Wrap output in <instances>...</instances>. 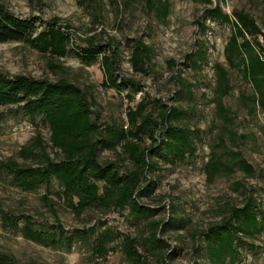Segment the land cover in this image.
I'll list each match as a JSON object with an SVG mask.
<instances>
[{"label": "rangeland", "instance_id": "374dc122", "mask_svg": "<svg viewBox=\"0 0 264 264\" xmlns=\"http://www.w3.org/2000/svg\"><path fill=\"white\" fill-rule=\"evenodd\" d=\"M166 1L168 13L161 19L149 9L147 0H3L14 16L34 19L38 30L45 26L65 30L70 41L69 53L63 58L41 54L22 43H0L1 74L77 85L91 102L92 117L104 135L110 125L125 130L128 109L134 110L145 97L146 112L153 117L159 109H178L179 118L170 123L188 128L194 139V152L183 158L155 153L153 168L140 177V190L145 187L149 191L137 198L152 212L140 221L127 211L99 206L77 215L64 202L55 179L48 186L23 190L0 168V254L16 264H129L122 242L127 237L142 242L149 234L148 223L153 221L164 224L158 237L168 244L169 253L174 251L166 264H217L207 251L209 229L227 221L234 223L231 210L241 208L249 199L264 212V113H250L243 97L250 95L251 88L238 70L227 66L224 48L231 27L206 17L207 9L219 5L230 17L234 11L249 14L263 28V0H212V6L199 0ZM137 44L150 52L145 73L131 66ZM91 45L106 54L115 50L118 78L134 80L138 91L117 93L104 88L101 55L95 63H84L75 56ZM198 50L205 57L193 67L189 56L195 59ZM216 64L227 70L230 87L219 100ZM0 114V167L9 161L35 167L38 157H30L25 149L34 147L37 136L50 158L60 159L50 148L49 131L41 117L31 119L17 106H0ZM157 135L160 144L163 139ZM99 147L100 161L113 163L120 174L134 169L121 150ZM33 153L40 154L37 148ZM234 154L251 166V175L234 167L231 175L207 176L205 165L211 156L231 165ZM26 218L33 230L55 234L62 242L74 235L71 246H44L25 238L21 230ZM104 230L112 237L106 254L98 256L94 241ZM234 240L237 255L225 258L222 264H264V232ZM142 254L146 264H159L149 252Z\"/></svg>", "mask_w": 264, "mask_h": 264}, {"label": "trees", "instance_id": "16d2710c", "mask_svg": "<svg viewBox=\"0 0 264 264\" xmlns=\"http://www.w3.org/2000/svg\"><path fill=\"white\" fill-rule=\"evenodd\" d=\"M199 2L212 6V0ZM147 5L159 18L167 16L166 0H147ZM262 14L263 28L242 11H234L233 17H230L219 5L206 10L207 19L231 27V34L224 48L225 60L229 69L238 70L242 80L251 88L250 95L243 97L250 113L257 110L264 113V0ZM69 41L67 31L52 26L38 30L34 19L14 16L7 10L3 0H0V43H22L41 54L48 53L50 56L63 58L69 53ZM98 55H101L99 65L103 70L104 88H111L117 93L138 91V84L134 80L118 78L115 50H108L106 54L102 48L91 45L75 52V56L84 63H95ZM149 55V49L141 44L135 45L130 60L133 70L145 73V62ZM204 57V52L198 50L195 59L189 56V60L193 67H197ZM214 71L215 93L219 100L230 91L228 72L221 64H216ZM147 104L144 97L134 110L128 109L125 130L110 125L106 129L107 135H104L92 117L94 112L91 102L77 85L65 80L50 82L21 75L8 77L0 73V106H17L31 119L41 117L49 131L50 148L60 155L59 160L51 159L46 153L45 144L37 136L34 147L25 149L30 157H38L35 167H22L9 161L1 164L0 168L11 177L15 186L23 190H34L44 184L48 186L55 179L64 202L77 215L99 206L119 212L127 211L134 220L146 219L152 210L141 206L137 198L149 191L145 187L140 190V177L153 168L155 162L151 161L156 156L155 153L165 158H183L194 152L191 131L170 123L172 119H178L181 112L175 108L159 109L157 117H153L150 112H146ZM217 107L222 111L219 101ZM223 113L221 116L225 118ZM1 117L0 114V120ZM158 133L163 139L160 144ZM100 144L115 152L121 150L134 169L120 174L113 163L101 162ZM34 148L39 150V155L33 153ZM230 164L211 156L205 165V173L213 179L224 174L231 175L233 168L238 167L247 176L251 175V166L238 154L233 155ZM230 219L234 223L223 222L210 228L206 234L207 251L213 263L222 264L225 258L237 255L235 237L252 238L264 232V212L253 199L247 200L241 208H233ZM162 225V222H149V234L142 242L135 238L124 239L122 252L129 264H146L143 251L155 256L159 264H166L165 259L174 251L169 253L168 244L158 237ZM21 231L25 238L44 246L63 243L70 247L74 236L66 237L62 242L55 234L33 230L29 218L25 219ZM111 237L108 230L98 234L93 246L98 256L106 254V246ZM0 263L16 264L12 258L2 254Z\"/></svg>", "mask_w": 264, "mask_h": 264}]
</instances>
